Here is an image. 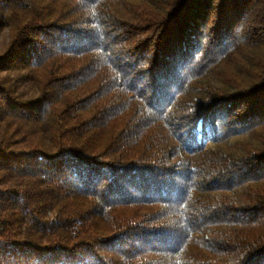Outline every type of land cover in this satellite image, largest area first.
Wrapping results in <instances>:
<instances>
[{
	"label": "trees",
	"instance_id": "obj_1",
	"mask_svg": "<svg viewBox=\"0 0 264 264\" xmlns=\"http://www.w3.org/2000/svg\"><path fill=\"white\" fill-rule=\"evenodd\" d=\"M1 29L0 264H264V0H0Z\"/></svg>",
	"mask_w": 264,
	"mask_h": 264
},
{
	"label": "rangeland",
	"instance_id": "obj_2",
	"mask_svg": "<svg viewBox=\"0 0 264 264\" xmlns=\"http://www.w3.org/2000/svg\"><path fill=\"white\" fill-rule=\"evenodd\" d=\"M7 39V29L0 30V49L3 47ZM11 78L17 88V92L21 97H26L33 91V83L29 72L25 69L18 68L11 73Z\"/></svg>",
	"mask_w": 264,
	"mask_h": 264
}]
</instances>
